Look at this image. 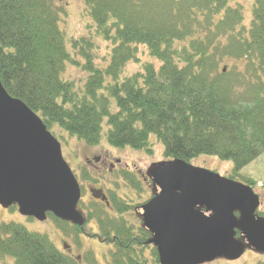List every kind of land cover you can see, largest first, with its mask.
Returning <instances> with one entry per match:
<instances>
[{"label": "trees", "instance_id": "obj_1", "mask_svg": "<svg viewBox=\"0 0 264 264\" xmlns=\"http://www.w3.org/2000/svg\"><path fill=\"white\" fill-rule=\"evenodd\" d=\"M79 2L89 22L84 34L69 37V49L60 24L67 11L58 0H0V79L8 93L55 136L66 131L96 146L107 120L112 146L152 152L154 136L166 160L215 156L233 162L229 178L255 185L240 171L264 155V0L254 1L248 24L243 6L231 0ZM100 39L108 55L97 65ZM67 64L86 75L64 78ZM121 177L138 198L151 187L134 172ZM80 179L98 183L84 169ZM107 192L109 205L79 202L83 226L52 213L48 219L79 246L82 235L111 244L110 264H160L152 234L132 212L134 199ZM8 257L14 264H79L81 255L11 221L0 222V262Z\"/></svg>", "mask_w": 264, "mask_h": 264}, {"label": "water", "instance_id": "obj_2", "mask_svg": "<svg viewBox=\"0 0 264 264\" xmlns=\"http://www.w3.org/2000/svg\"><path fill=\"white\" fill-rule=\"evenodd\" d=\"M149 173L159 191L142 205L141 216L160 264L236 260L247 247L264 252V217L256 214L260 196L250 185L183 159L155 164ZM92 193L107 201L102 190ZM80 199L61 142L0 79V205L16 204L23 216L42 222L52 213L83 226Z\"/></svg>", "mask_w": 264, "mask_h": 264}, {"label": "rangeland", "instance_id": "obj_3", "mask_svg": "<svg viewBox=\"0 0 264 264\" xmlns=\"http://www.w3.org/2000/svg\"><path fill=\"white\" fill-rule=\"evenodd\" d=\"M58 1L59 4L65 7L67 11V15L64 17V21L61 20L63 22H60V24L62 30L65 33L66 40L68 42V48L71 49L72 46L69 42V37L78 38L79 35L84 34L86 31V23L89 22V19L85 15L86 12L84 6L83 4H81V2H79V0ZM231 1L235 5L240 4L243 6L245 22L246 24H248V22L252 18V11L255 0ZM107 46L108 45L100 39L96 51L97 58L95 60V63L97 65L104 63V57L108 55ZM144 57L149 58L146 55H144ZM131 68L133 69L134 67L131 66ZM85 75L86 73H84L78 66L67 64L66 72L63 76L64 78L70 80L79 81ZM115 107V100H112V110H114ZM108 128L109 126L107 124V120H105L101 142L96 146L86 145L85 142L80 141L75 136H71L66 131H57L59 133L58 135H56V137L61 142L63 156L71 166L75 175L80 178L79 176H81L82 170L84 169L86 172L93 175L95 179L98 180V183L95 184H93V182H86L83 180L81 181V179L79 180L80 184L84 188V192L82 194V201L84 203L88 204L93 200L89 189L91 186L96 184L98 187H101L103 189L112 188L118 190V193L124 196L127 191L134 199L132 203L134 205L132 212L140 217L141 205L145 203L150 197H152V192L156 193L158 191V188L154 185H151V187L148 188V191L143 195V197L138 198V196L136 195V191L134 189H132V192L129 191V186H126L125 180L121 177L119 178L116 173L126 169L131 173H136L140 179H149L147 172L150 171L151 167L166 160L164 156L163 144L158 142L156 138L152 136V152H148L145 149H135L131 146L115 147L108 143ZM56 130L58 129L56 128ZM61 133L64 138H61ZM95 155H102V157L103 155L105 157L109 155L108 164H105L104 161H95L93 159ZM118 159H120L121 162H118ZM110 162H113L114 164H116L115 167H118L116 173H111V168L109 167ZM191 164L195 166L206 167L220 173L223 176H229L231 171H233L234 169L233 162L221 160L215 156H201L192 160ZM240 175L244 178L253 179L255 182H257L255 185H253V188L261 198V205L258 210L260 212H263L261 216L264 217V155L260 156L258 159L245 166L240 171ZM240 178L237 180L239 182L245 183V181ZM116 179L118 180L117 182L120 185V189L116 188L114 184ZM11 221L22 223L32 231H38L49 235L61 250L68 249L69 252H72L73 250L75 255L80 254L81 257L79 258V264H89L84 260L88 253L89 255L87 256V258H90L91 260V257H94L97 261V264H110L111 250H113L111 244L102 242L97 238L82 235L80 239L81 246H79L77 244L76 238L74 236H67L63 234L60 230H58L53 220L47 219L43 222L37 219L27 220V218L19 212V209L11 210L0 205V222ZM92 227L96 230L95 223L92 224ZM260 261H264V252H259L252 247H247L245 253L239 259L231 260L225 257H219L214 261L205 262L203 264H258ZM0 264H14V259L8 257V259H6V263L0 262Z\"/></svg>", "mask_w": 264, "mask_h": 264}, {"label": "flooded vegetation", "instance_id": "obj_4", "mask_svg": "<svg viewBox=\"0 0 264 264\" xmlns=\"http://www.w3.org/2000/svg\"><path fill=\"white\" fill-rule=\"evenodd\" d=\"M93 159L95 160V161H97V162H102V161H104V163L105 164H108V159H109V155H107V157H105L104 155H103V157H102V155H95L94 157H93ZM89 162H91V161H89ZM118 162H121V160L120 159H118ZM116 166V164H114L113 162H110L109 163V167L111 168V173H116L117 172V170H118V167H115ZM126 170V169H125ZM123 171V170H122ZM122 171H120V172H118V173H116V175L120 178L121 177V172ZM122 178V177H121ZM140 179V178H139ZM97 180V179H96ZM142 182L144 181V183H146V181H147V179L145 178H143V179H140ZM98 181V180H97ZM115 181H118L117 179L115 180ZM91 189H95V190H103L105 193H106V195H107V198H108V201H109V194H108V192H107V189H103V188H101V187H98L97 186V184L96 185H93V186H91L90 187V189H89V191L91 190ZM91 196H92V198H93V200H98V201H102L101 199H96L94 196H93V194L91 193ZM103 202V201H102Z\"/></svg>", "mask_w": 264, "mask_h": 264}]
</instances>
